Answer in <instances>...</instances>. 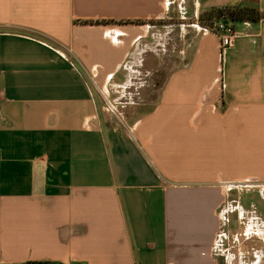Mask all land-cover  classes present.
I'll list each match as a JSON object with an SVG mask.
<instances>
[{"label":"crops","instance_id":"obj_1","mask_svg":"<svg viewBox=\"0 0 264 264\" xmlns=\"http://www.w3.org/2000/svg\"><path fill=\"white\" fill-rule=\"evenodd\" d=\"M236 6L0 0V264H262L221 231L264 243V21L199 22Z\"/></svg>","mask_w":264,"mask_h":264},{"label":"trees","instance_id":"obj_2","mask_svg":"<svg viewBox=\"0 0 264 264\" xmlns=\"http://www.w3.org/2000/svg\"><path fill=\"white\" fill-rule=\"evenodd\" d=\"M264 21V12H260L258 8L245 6H236L233 8H222L212 10L199 17V22L204 27L213 30L218 22L234 25L236 23H258ZM27 264H50L47 262H31Z\"/></svg>","mask_w":264,"mask_h":264},{"label":"rangeland","instance_id":"obj_3","mask_svg":"<svg viewBox=\"0 0 264 264\" xmlns=\"http://www.w3.org/2000/svg\"><path fill=\"white\" fill-rule=\"evenodd\" d=\"M157 85V87H154L156 89V94L155 97L158 96V90L161 87V83H155V86ZM128 117V116H127ZM112 118L115 120V116H112ZM244 214H243V221L245 224H247L249 221H253L254 220V216H256L257 214L260 215V213H258L254 207L250 206H242ZM257 213V214H256ZM236 214V213H235ZM253 218V220H251ZM264 220V217H261ZM232 228V229H231ZM231 228L224 226L222 228L221 234H230L233 236H236L235 240H233V238H229L227 241H225V247H234L233 249H231L232 252H238V251H243V250H249L250 248H252V253H254L256 251V253L254 254H261L263 257L261 259L262 264H264V243H259L256 240V236L253 235L251 240H245L246 237H244L243 234V228L244 225H240V226H231ZM259 228V227H258ZM231 229V230H230ZM229 230V231H228ZM256 233V232H255ZM253 254V255H254ZM256 259L254 257H250L248 259L245 260V264H253L254 261Z\"/></svg>","mask_w":264,"mask_h":264},{"label":"built area","instance_id":"obj_4","mask_svg":"<svg viewBox=\"0 0 264 264\" xmlns=\"http://www.w3.org/2000/svg\"><path fill=\"white\" fill-rule=\"evenodd\" d=\"M212 32L219 39L220 52L224 54L229 48L233 47L235 43L236 34L232 25L218 22ZM225 188L231 189L235 184H225Z\"/></svg>","mask_w":264,"mask_h":264}]
</instances>
